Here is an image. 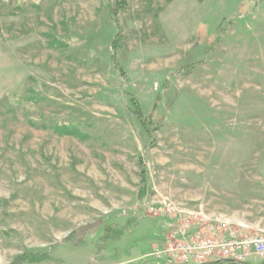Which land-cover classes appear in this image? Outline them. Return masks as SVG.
<instances>
[{"label":"rangeland","instance_id":"374dc122","mask_svg":"<svg viewBox=\"0 0 264 264\" xmlns=\"http://www.w3.org/2000/svg\"><path fill=\"white\" fill-rule=\"evenodd\" d=\"M215 218L264 237V0H0V264H157Z\"/></svg>","mask_w":264,"mask_h":264},{"label":"built area","instance_id":"2783aa9c","mask_svg":"<svg viewBox=\"0 0 264 264\" xmlns=\"http://www.w3.org/2000/svg\"><path fill=\"white\" fill-rule=\"evenodd\" d=\"M151 210L155 211L157 208L151 207ZM173 211L175 209L172 206L166 209L167 213ZM189 221L170 231L166 246L156 248L154 253L157 264L161 261L166 264H208L214 259L245 264L251 255H264V237L241 238L235 230L228 227L226 221L219 218L211 222L197 221L199 227L196 230L191 229Z\"/></svg>","mask_w":264,"mask_h":264},{"label":"trees","instance_id":"16d2710c","mask_svg":"<svg viewBox=\"0 0 264 264\" xmlns=\"http://www.w3.org/2000/svg\"><path fill=\"white\" fill-rule=\"evenodd\" d=\"M114 4H116L117 7L126 8L127 7V0H114ZM137 113L142 114L140 107H138ZM226 263H229V260H219V261L211 263V264H226Z\"/></svg>","mask_w":264,"mask_h":264}]
</instances>
